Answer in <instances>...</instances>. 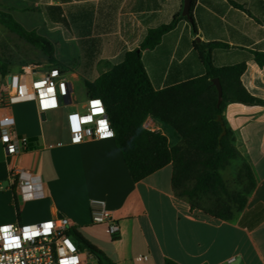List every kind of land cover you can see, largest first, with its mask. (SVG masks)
<instances>
[{
	"label": "crops",
	"instance_id": "1",
	"mask_svg": "<svg viewBox=\"0 0 264 264\" xmlns=\"http://www.w3.org/2000/svg\"><path fill=\"white\" fill-rule=\"evenodd\" d=\"M183 6L184 0H0V9L54 44L73 87L95 82L121 64L150 30L182 15ZM191 16L193 23L181 20L155 49L142 52L154 89L204 76L197 46L224 43L229 47L212 52L214 65L245 63L243 85L264 99V66L255 60V52L264 53V0H196ZM7 76L0 75V90ZM12 113L17 134L29 145L15 157L0 144V225L67 217L114 264H227L232 257L236 264H264L263 106L230 103L225 110L241 155L232 165L246 163L256 181L245 208L230 221L177 198L171 164L135 183L115 138L75 142L67 120L62 132H55L41 120L35 102L15 104ZM144 126L166 136L171 147L181 143L172 127L152 116ZM16 165L40 176L42 198L22 202L16 197L11 182ZM93 199L104 200L119 221L117 239L110 238L106 225L92 224ZM32 210L37 214L30 215Z\"/></svg>",
	"mask_w": 264,
	"mask_h": 264
},
{
	"label": "trees",
	"instance_id": "2",
	"mask_svg": "<svg viewBox=\"0 0 264 264\" xmlns=\"http://www.w3.org/2000/svg\"><path fill=\"white\" fill-rule=\"evenodd\" d=\"M195 2L192 0L191 15ZM186 19L179 15L170 24L150 30L140 47L128 52L121 64L95 82H86V93L89 99L103 101L115 142L135 183L171 164L172 188L177 198L187 201L192 209L230 221L245 208L256 181L246 163L241 164V175L246 180L243 190L231 191L223 175L234 162L241 161L225 110L230 103L264 107V99L253 96L243 85L245 63L214 65L212 52L215 48H228L224 43L197 46L206 68L204 76L163 90L154 89L142 52L155 49L167 33ZM0 25L39 50L47 59V68L65 69L55 56L54 44L37 31L26 29L11 13L0 10ZM255 60L264 66V53L255 52ZM12 65L11 61L0 59V75L6 77ZM213 79L221 84V103ZM150 116L172 127L181 143L171 147L166 136L146 129L144 123ZM13 189L16 190L15 185ZM14 206L19 215L16 198ZM69 235L81 250L95 254L100 264H114L76 229H70ZM165 264L177 263L166 260Z\"/></svg>",
	"mask_w": 264,
	"mask_h": 264
},
{
	"label": "built area",
	"instance_id": "3",
	"mask_svg": "<svg viewBox=\"0 0 264 264\" xmlns=\"http://www.w3.org/2000/svg\"><path fill=\"white\" fill-rule=\"evenodd\" d=\"M74 101V87L59 68L38 64L20 66L17 73L8 74L0 90V144L10 156L20 157L27 151L29 140L17 134L12 113L13 106L23 102H35L39 114L46 116L66 108L69 132L75 142L115 137L101 99H89L81 108ZM11 182L22 202L44 196L40 176L20 165L12 168ZM90 215L92 224L106 225L110 238H118L120 223L104 200H91ZM73 227L74 223L63 216L36 224L0 225V264H100L95 254L81 250L69 235ZM236 263L235 257L227 261V264Z\"/></svg>",
	"mask_w": 264,
	"mask_h": 264
},
{
	"label": "rangeland",
	"instance_id": "4",
	"mask_svg": "<svg viewBox=\"0 0 264 264\" xmlns=\"http://www.w3.org/2000/svg\"><path fill=\"white\" fill-rule=\"evenodd\" d=\"M26 29L30 30L28 27ZM0 59L5 61H11L14 64L9 70V72L13 74L17 73L19 65L26 66L29 64H38L44 66L45 68H47L48 66L47 59L42 55L39 50L26 43L24 40H21L18 36L12 34L1 25ZM2 83H6V81L3 80ZM74 95V102L79 106V108H81L82 105L86 104L89 100L86 93V88L82 83L74 84ZM66 114V108H61L56 112L49 113L47 115V120L45 121V124L55 129V132L61 133L62 126H64L66 122ZM241 173V166L239 164H234L230 166L225 172H223V175L231 191L243 190V183H246V180L243 179ZM36 214L37 210H32L30 212V215L34 216ZM79 233L83 236V232L80 231Z\"/></svg>",
	"mask_w": 264,
	"mask_h": 264
},
{
	"label": "water",
	"instance_id": "5",
	"mask_svg": "<svg viewBox=\"0 0 264 264\" xmlns=\"http://www.w3.org/2000/svg\"><path fill=\"white\" fill-rule=\"evenodd\" d=\"M191 3H192V0H184L182 15L186 17L190 21V23H193V18L191 16ZM10 81H11V77H8V82ZM213 83L217 87L218 94H219V103H221L222 95H223L221 84L218 79H213ZM40 117L43 122L47 120V116L45 114H41Z\"/></svg>",
	"mask_w": 264,
	"mask_h": 264
},
{
	"label": "snow or ice",
	"instance_id": "6",
	"mask_svg": "<svg viewBox=\"0 0 264 264\" xmlns=\"http://www.w3.org/2000/svg\"><path fill=\"white\" fill-rule=\"evenodd\" d=\"M109 135L111 134V133H108Z\"/></svg>",
	"mask_w": 264,
	"mask_h": 264
}]
</instances>
